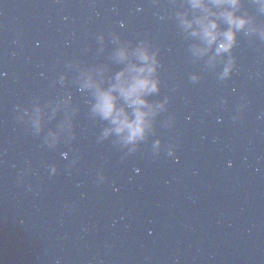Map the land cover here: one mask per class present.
Segmentation results:
<instances>
[{"label": "water", "instance_id": "95a60500", "mask_svg": "<svg viewBox=\"0 0 264 264\" xmlns=\"http://www.w3.org/2000/svg\"><path fill=\"white\" fill-rule=\"evenodd\" d=\"M113 32L82 0H0V264H264V116L161 65L154 134L131 155L101 141L78 76L119 71ZM68 95L75 139L49 148ZM18 105L44 106L43 133Z\"/></svg>", "mask_w": 264, "mask_h": 264}, {"label": "clouds", "instance_id": "9594fccd", "mask_svg": "<svg viewBox=\"0 0 264 264\" xmlns=\"http://www.w3.org/2000/svg\"><path fill=\"white\" fill-rule=\"evenodd\" d=\"M251 2L256 6L257 14L264 15V0ZM181 7L183 10L175 13V20L184 38L195 41L190 45L192 55L205 60V63L213 68L223 65L218 74L221 81L228 80L236 68L234 50L241 34L264 40V24H258L257 15L244 10V0H183ZM105 39L103 35L98 37L99 41ZM111 39L117 45L112 52V59L121 65L119 71L110 73L107 66L81 68L76 65L80 69L78 79L80 90H86L91 95V116L106 122L99 139L104 141L114 137V142L127 149V155H131L154 134L158 117L167 111L170 97L150 99L161 93L159 50H154L145 40L133 46L115 32L112 33ZM72 66L70 63L69 67ZM201 78L198 74L191 75L194 83L199 82ZM67 79V75L62 74L58 82L64 83ZM49 104H55L54 112L58 113L62 109L71 108L72 96L52 100ZM17 112L19 120L30 118L37 135L44 132V106L29 111L18 105ZM77 112V108H71V111L66 112L60 130L47 132L44 143L49 148H56L61 143L64 131L71 134V140L75 139L74 117ZM233 118L239 119V116ZM172 123L169 119L167 125L172 126ZM162 147L161 139L153 141L152 149L157 154ZM174 153V147L169 146L167 154L173 156ZM75 163L74 160L73 164ZM50 171L55 175L57 166L51 165ZM105 179L106 177L100 175L99 182Z\"/></svg>", "mask_w": 264, "mask_h": 264}]
</instances>
